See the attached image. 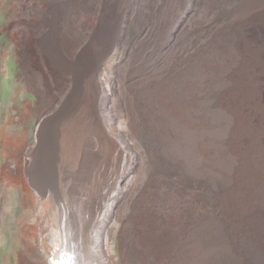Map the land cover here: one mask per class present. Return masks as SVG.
Here are the masks:
<instances>
[{
	"label": "rangeland",
	"instance_id": "1",
	"mask_svg": "<svg viewBox=\"0 0 264 264\" xmlns=\"http://www.w3.org/2000/svg\"><path fill=\"white\" fill-rule=\"evenodd\" d=\"M97 4L98 0H90L69 18L70 27L78 29L73 36L80 41L86 37L84 31L92 23ZM124 15L122 40L100 66L120 87L162 75L172 60L197 58L198 51L210 49L225 32L234 39L236 65L224 72V83L233 82L246 58L260 66L264 61V0H126ZM30 16L26 0H0V264H20L26 235L31 234L34 243L42 237L44 247L51 233L62 228L69 229L70 238L79 237L84 222L74 225L77 218L84 217L82 212L90 211L93 202L104 206L114 191L107 180L111 160L84 152L78 144L88 139L81 121L79 126L76 121L68 127L60 119L53 127L55 162L52 181L48 179V200L35 194L33 205L26 207L21 187L4 179L7 158L2 135L11 141L15 138L12 142L21 139L36 145L39 116L45 110L23 73L20 58L18 22ZM204 43L208 44L198 50ZM224 91L216 87L206 95L214 125L206 134L212 142L207 157L192 146L177 148L165 131L150 130L139 121L142 180L116 216L106 247L108 261L264 264V135L252 153L234 151L256 142L264 123L244 122L237 128L236 118L223 104ZM119 108L124 111L123 101ZM110 129L115 133L116 125ZM236 132L244 145L236 138L234 143ZM42 156L35 160L38 167ZM26 158L31 162L33 155L27 153ZM62 211H66V227L61 224Z\"/></svg>",
	"mask_w": 264,
	"mask_h": 264
},
{
	"label": "bare ground",
	"instance_id": "2",
	"mask_svg": "<svg viewBox=\"0 0 264 264\" xmlns=\"http://www.w3.org/2000/svg\"><path fill=\"white\" fill-rule=\"evenodd\" d=\"M89 2L26 0L31 16L20 20L18 29L15 28L20 35V58L23 73L45 110L39 116L36 145L26 144L21 139L12 142L15 138L11 141L10 136L2 135L1 146L7 158L3 175L9 185L21 187L26 207L33 205L35 194L48 200V179L53 176L55 162L51 140L53 127L60 119L68 122V127L70 123L74 127L76 121L79 126L81 121L82 129L88 131V139L80 140L78 144L82 149H79L99 153L111 160L107 180L113 184V195L105 198L104 206L93 202L90 211L82 212L84 217L77 218L74 225L84 222V231L79 237L70 238L69 229L62 228L63 231L57 232L59 235L51 233L48 247H44L42 237L34 243L31 234L26 235L28 239L20 255V264H68L67 259L71 258L73 264H117L108 261L106 247L123 201L142 180L143 165L137 140L139 121L150 130L165 131L177 148L195 147L203 158L212 153L209 146L212 142L206 137L207 131L214 128L206 108V95L212 89L224 88L223 104L236 118L237 128L244 122L260 120L264 123V112H261L264 109V61L260 66L255 59L246 58L233 75V82H223L224 72L236 65L231 33L225 32L218 41L212 42L214 50L204 48L193 59L191 55L180 56L181 60H172L162 75L137 85L125 82L120 87L117 79L100 71V66L122 40L126 0H98L92 23L84 31L86 37L80 41L73 36L78 29L70 27L69 18ZM205 44L208 43L198 50ZM121 101L125 104L124 111L119 108ZM218 116L224 119L222 114ZM111 124L116 125L115 133L110 129ZM263 135L264 130L249 148L238 147L234 151L242 155L252 153L259 148ZM235 138L244 145V139H239L237 132L234 143ZM171 146L175 147L172 142ZM27 153L33 155L31 162L26 158ZM40 153L43 154L42 164L38 167L35 160ZM65 212L61 215L62 226L67 222ZM74 238H78L77 241ZM50 256L55 259L49 260Z\"/></svg>",
	"mask_w": 264,
	"mask_h": 264
},
{
	"label": "built area",
	"instance_id": "3",
	"mask_svg": "<svg viewBox=\"0 0 264 264\" xmlns=\"http://www.w3.org/2000/svg\"><path fill=\"white\" fill-rule=\"evenodd\" d=\"M50 259H55V257H54V256H50V257H49V260H50ZM67 263H68V264H73V262H72V258H71V259H67Z\"/></svg>",
	"mask_w": 264,
	"mask_h": 264
}]
</instances>
